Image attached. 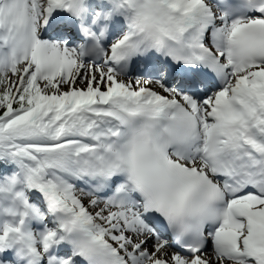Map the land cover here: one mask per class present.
I'll use <instances>...</instances> for the list:
<instances>
[{"label":"snow or ice","instance_id":"snow-or-ice-1","mask_svg":"<svg viewBox=\"0 0 264 264\" xmlns=\"http://www.w3.org/2000/svg\"><path fill=\"white\" fill-rule=\"evenodd\" d=\"M0 264H264V0H0Z\"/></svg>","mask_w":264,"mask_h":264}]
</instances>
